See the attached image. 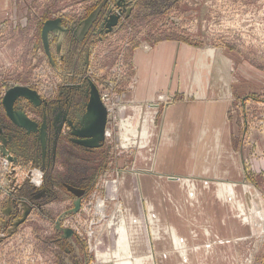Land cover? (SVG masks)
<instances>
[{
	"label": "rangeland",
	"instance_id": "obj_1",
	"mask_svg": "<svg viewBox=\"0 0 264 264\" xmlns=\"http://www.w3.org/2000/svg\"><path fill=\"white\" fill-rule=\"evenodd\" d=\"M73 1L34 4L35 37L8 21L0 25V264L114 263L110 252L117 247L102 251L101 260L98 243L111 233L113 214L127 209L110 187L132 169L141 151L136 138L144 134V115L152 114L156 128L167 108L201 97L186 90L128 98L140 73L137 57L168 42L193 48L199 56L210 48L218 53L206 61L214 66L218 98L227 101L224 122L238 177L218 179L222 186L217 187L224 195L221 182L237 185V199L244 202L243 213L234 209L236 216L228 193L221 197L225 233L194 244L230 240L233 248L226 244L223 256L231 255L232 264H264V0ZM111 14L118 22L109 30ZM48 21H56L48 33L49 52L43 40ZM198 65L201 58L191 67ZM218 67L231 77L225 83L217 78ZM19 85L34 94L19 96L9 110L4 96ZM94 87L108 115L102 137L81 135L94 118L87 107ZM135 107L132 116L129 109ZM138 121V136L128 143L125 126ZM166 176L184 184L197 178ZM184 188L194 194L192 187ZM236 217L237 235L230 224Z\"/></svg>",
	"mask_w": 264,
	"mask_h": 264
},
{
	"label": "crops",
	"instance_id": "obj_2",
	"mask_svg": "<svg viewBox=\"0 0 264 264\" xmlns=\"http://www.w3.org/2000/svg\"><path fill=\"white\" fill-rule=\"evenodd\" d=\"M38 1L45 2L0 0V25L8 21L15 30L26 29L28 34L35 37V27L31 21L38 15L33 10V5ZM194 52L193 48L179 42H168L148 55H140L136 61L140 73L135 88L128 96L133 100L146 99L156 92L166 91L171 94L186 90L198 92L199 89V96H202L193 102L179 101L167 108L156 128L153 116L147 117L139 112L140 117H146L144 125H147L150 133L146 139L143 136L136 138L139 121L130 123L137 125L132 141L136 138L146 143H143L132 169L123 171L118 182L110 187L111 195L119 192L123 202H126L127 209H124V204L122 206L123 214L129 210L134 216L142 217L144 233L139 247L144 249L143 253L153 255L152 264H225L227 261L232 264L231 255L223 256L226 244H229L230 249L233 248L230 240L217 241L208 249H199L197 246L205 245L195 246L194 242L210 241L212 234L219 238L225 233L227 217L219 201H225L221 197L227 193V199L233 203L232 211L235 209L243 213L237 209L240 202L244 204L241 199H237L240 198L239 187L221 182L227 190L224 195L217 187V184L221 185L219 180L237 181V157L232 144L229 146L232 141L225 127L224 101L218 98L221 92L217 93L219 88L212 83L213 65H209L210 70L203 65L191 67L193 61L198 64L200 58L202 62L204 60L201 54L199 56ZM133 110L129 109L130 114L136 116L138 109ZM154 142L158 149L152 148L151 143ZM167 174L193 175L197 178L194 182L184 184L168 178ZM186 186L195 187L192 200L189 191L186 192L184 188ZM233 190L234 198L231 195ZM164 198H168L167 201ZM143 200L149 204L148 215L144 213ZM237 211L234 213L239 216ZM116 214L118 211L113 216ZM239 221L237 217L230 219L236 235L241 230ZM118 231L123 233L120 229ZM108 237L105 250L110 252L119 246L113 231L108 233ZM181 244L185 245L187 251L181 252ZM200 251H204V254L201 255Z\"/></svg>",
	"mask_w": 264,
	"mask_h": 264
},
{
	"label": "bare ground",
	"instance_id": "obj_3",
	"mask_svg": "<svg viewBox=\"0 0 264 264\" xmlns=\"http://www.w3.org/2000/svg\"><path fill=\"white\" fill-rule=\"evenodd\" d=\"M215 52L216 51L213 48H210V49H207L205 52H202L201 53V55L204 57V60H203V62L201 61V63L204 66L205 69H209V62L206 61L207 56H210L212 58H216L217 55H218V53H215ZM216 65H217V62H216ZM213 68H214V66H213ZM217 69H218L217 71L219 73V74H217V78H219V80H222V82L225 83L228 80L227 79L228 73H226L224 71V69H222L220 67H218ZM213 70H212V73H213ZM196 77H195V80H197ZM228 78H231V77H228ZM199 90H198V92H199ZM164 95H159V99L165 100L164 99L165 98ZM133 109H134L133 111H135L137 108L135 107ZM147 114H148L147 117H150L152 115L151 113L150 114L147 113ZM127 120H129V119H127ZM130 125H131L130 123H127L126 126H125L126 129L124 127L125 130L123 132V134H124V140H126L128 143L132 141V138L133 137H135V134H136V126H137V125L135 126V124H132L131 126ZM144 129H145V131H144V134L142 136H143V139H146L147 136H148V134L150 132H149V129H148L147 125H144ZM143 143H146V141L143 140ZM176 180H177V178H176ZM192 188L194 190L195 187L192 186ZM233 192H234V190L231 192V195L233 194ZM194 196H195V194L190 193L191 200L193 199ZM234 197L235 196H233V198ZM237 209L239 211H243V205L240 203L239 205H237ZM254 209L256 210V207H254ZM113 217H114V219L110 222V226L109 227H110V231H113L115 233V240L118 242L116 244H117V246H119V247H117V249H115L110 254L111 260L114 261L113 264H152L153 261H154V259L152 258V256L150 254H147V252H144L143 253V250L144 249L142 247H139V244H141L140 238H142V236H143V235L140 236V234L141 233H144V230H143L144 223L141 221V218L142 217H140V216H138V217L137 216H134L133 214L129 213V210L126 211V214H123L122 211H118V214H116ZM118 229H120V231L123 232V233H120L118 231ZM105 233H106V236H103L105 238L103 239V237H102L101 240H100L101 242L98 243V246H99V249H100V258H101V260H103L104 257L106 256V255L102 254V251H106L105 250L106 247H107L106 246V243H107V239L109 238L108 237V232H105ZM208 234L209 233L207 232V235ZM108 242H109V239H108ZM178 243L180 244L181 242H179V240H178ZM124 246H125V248H122ZM180 246H181V248H180L181 249V252L187 251V248L185 247L184 244H181ZM202 247L203 248L205 247V248L208 249L211 246L210 245H205V246H198L197 248L201 249ZM139 253H142V255H140ZM112 258H114V260ZM117 260H119V261H117Z\"/></svg>",
	"mask_w": 264,
	"mask_h": 264
},
{
	"label": "flooded vegetation",
	"instance_id": "obj_4",
	"mask_svg": "<svg viewBox=\"0 0 264 264\" xmlns=\"http://www.w3.org/2000/svg\"><path fill=\"white\" fill-rule=\"evenodd\" d=\"M115 18H118V16L111 14L110 18H108L106 20L107 23L105 24V26L109 30H112L113 27L117 25V23L115 25H113ZM52 27H54V26H52ZM44 44H45L46 51L47 52L51 51V46L49 44V41L48 40L46 42L44 41ZM87 107H88V110L94 114V118L91 121L90 125H88L82 129L81 135L87 136V137H93V136L102 137V136H104L106 134L105 129H106V124H107V120H108V115H107V110L105 108V105H104L103 101H101L99 90L96 89L95 87L93 88L91 97L88 99ZM103 107L105 108L104 113L106 115V118H105L104 126H103L104 132L101 133V131H95L94 129H95V127H97L96 124L102 120V117L99 114L102 113ZM90 134H92V135H90Z\"/></svg>",
	"mask_w": 264,
	"mask_h": 264
},
{
	"label": "water",
	"instance_id": "obj_5",
	"mask_svg": "<svg viewBox=\"0 0 264 264\" xmlns=\"http://www.w3.org/2000/svg\"><path fill=\"white\" fill-rule=\"evenodd\" d=\"M117 21H118V18H115L113 25H115L117 23ZM55 25H56V21H48L44 25L43 40L45 42L47 41L50 28H52V26H55ZM33 94H34V92L30 88L20 86V85L15 86L13 88H9V90L6 92V94L4 96V103H6L7 108L10 110V109H12L14 102L17 100V98H19V96H26V95H33ZM104 111H105V108L103 107L102 113L99 114V115H101L102 120L96 124L97 127H95V129H94L95 131H101V133L104 132L103 126H104V121L106 118ZM90 135H92V134H90Z\"/></svg>",
	"mask_w": 264,
	"mask_h": 264
}]
</instances>
